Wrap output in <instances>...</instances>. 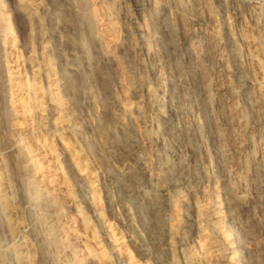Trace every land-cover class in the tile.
<instances>
[{
    "label": "rangeland",
    "instance_id": "374dc122",
    "mask_svg": "<svg viewBox=\"0 0 264 264\" xmlns=\"http://www.w3.org/2000/svg\"><path fill=\"white\" fill-rule=\"evenodd\" d=\"M260 58L264 0H0V264H264Z\"/></svg>",
    "mask_w": 264,
    "mask_h": 264
},
{
    "label": "bare ground",
    "instance_id": "6f19581e",
    "mask_svg": "<svg viewBox=\"0 0 264 264\" xmlns=\"http://www.w3.org/2000/svg\"><path fill=\"white\" fill-rule=\"evenodd\" d=\"M33 3V2H32ZM25 4V3H24ZM82 40H83V44L86 45L87 43V37L85 35L82 36ZM208 45V44H207ZM210 45V44H209ZM256 59V58H255ZM256 64L257 66L260 68V70L262 71L263 73V77H264V58H260V59H257L256 60ZM50 66V65H48ZM52 67V66H51ZM51 69V68H50ZM49 70V69H48ZM53 70V69H51ZM48 73V72H47ZM54 73V72H53ZM49 77H50V74H48ZM52 77H54V75L51 74ZM5 77V76H4ZM5 79V78H4ZM53 79V78H52ZM51 79V80H52ZM19 81V80H18ZM50 81V80H49ZM15 82V81H14ZM51 82V81H50ZM49 82V83H50ZM57 82V81H56ZM56 82L54 80H52L51 85L50 87V93H49V96H50V99H51V102H52V106L54 107V109L56 110L57 112V118H56V121L57 122H65L67 121V115H66V112H65V102H64V98L62 96V94L60 93V91L58 90V86L56 84ZM16 83V82H15ZM6 84L10 90V88H12V84H13V77H11L10 73H7V76H6ZM26 84V83H25ZM4 85V84H3ZM49 87V86H48ZM20 89H23L26 91V93L28 94L29 96V100H30V107H31V110L32 112L33 111H38V110H41L44 108V97H45V94H44V88L42 86V83H40V76H39V73L37 71V69L34 71V76L32 78V80L30 82H28V84L24 85L23 88H20ZM19 89V90H20ZM18 90V89H17ZM47 90H49L47 88ZM22 91V90H21ZM264 92V91H263ZM264 94V93H263ZM19 99V98H18ZM15 98H14V95L10 92L9 94V109L10 111H16L15 109ZM18 108V107H17ZM18 112V111H17ZM26 146V145H25ZM27 147V146H26ZM25 148V147H24ZM23 149V148H22ZM27 150V149H26ZM26 150H21V153L18 155L17 157V161L18 163L20 164V166H22V168L27 171H31L32 168L31 165L33 164L32 162V155L29 154H26ZM78 158L80 157V153L79 151H75ZM77 158V159H78ZM35 163V162H34ZM18 166V167H20ZM86 169V172L90 175L91 178H94L93 174H91V170L89 168H85ZM33 176V178H31L29 181H28V185L30 186V188L32 189L31 191L33 192V195H32V200L36 203H41V204H44V202H46V204H50V200H49V197H48V194H46L45 192L43 191H39V187L37 185V182H36V179H35V176L33 174H31ZM173 184V183H172ZM175 185H173L174 187ZM166 187L163 185L162 186V191H166ZM126 191V190H125ZM137 191V189H136ZM128 193V192H127ZM140 193V192H138ZM129 194L131 195L130 191H129ZM137 194V193H136ZM135 194V195H136ZM134 195V194H133ZM132 196V195H131ZM141 196V195H139ZM129 197V196H128ZM97 198V197H96ZM139 198V197H138ZM169 198V197H168ZM98 199V198H97ZM97 202V201H96ZM138 202V201H137ZM200 208V207H199ZM200 210V209H199ZM203 210V209H202ZM153 213H159L160 214V209H156V208H153L152 210ZM203 213V211H202ZM158 214V215H159ZM164 216V215H163ZM43 224V223H42ZM166 229V228H165ZM164 230V229H163ZM63 232H66L65 230H63ZM60 234L57 235V233L53 234L52 232H50V236H49V244L52 245L53 247H55V249H57V251H59L58 249H62L66 243H67V240L66 238H62V237H59ZM205 236V235H204ZM153 238H156L155 235L153 236ZM70 239V238H69ZM119 239V238H118ZM117 239V240H118ZM208 239V237H207ZM208 240H205L204 242V245H205V249H206V252H205V257L206 258H209L213 260V252L209 250V247H208ZM142 248V247H141ZM155 250L156 253L158 254H166V251L164 249L163 246H161L160 244L158 245H155L153 247ZM147 250V249H146ZM75 252V250H73ZM143 251V250H142ZM146 252V251H145ZM148 252V251H147ZM98 257L97 259H99L100 263L101 264H106L107 261L109 260V258L105 255V254H100L99 256H96ZM34 258V257H33ZM95 259V258H94ZM132 259V258H131ZM195 260V259H194ZM132 264H138L136 263V261H134L132 259ZM76 264H82L80 262L76 263Z\"/></svg>",
    "mask_w": 264,
    "mask_h": 264
}]
</instances>
